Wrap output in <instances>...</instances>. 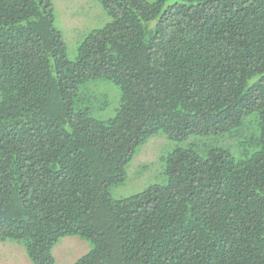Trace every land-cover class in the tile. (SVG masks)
Returning a JSON list of instances; mask_svg holds the SVG:
<instances>
[{
  "label": "trees",
  "instance_id": "obj_1",
  "mask_svg": "<svg viewBox=\"0 0 264 264\" xmlns=\"http://www.w3.org/2000/svg\"><path fill=\"white\" fill-rule=\"evenodd\" d=\"M96 1L70 60L50 0H0V241L32 264L67 236L91 244L74 264H264V0ZM158 133L165 181L112 198Z\"/></svg>",
  "mask_w": 264,
  "mask_h": 264
},
{
  "label": "rangeland",
  "instance_id": "obj_2",
  "mask_svg": "<svg viewBox=\"0 0 264 264\" xmlns=\"http://www.w3.org/2000/svg\"><path fill=\"white\" fill-rule=\"evenodd\" d=\"M55 13L54 26L60 31L70 60H75L81 40L92 29L109 21L96 0H50ZM152 2L154 0H146ZM174 0H167L165 8ZM88 90L94 95L92 115L105 120L112 117L119 103V91L113 83L91 81ZM106 98H105V97ZM106 100V104L103 101ZM176 143L158 133L137 148L126 167V179L110 189L112 198L136 195L148 186L165 181L164 160ZM91 247L88 240L78 236L60 239L51 249L53 264H74ZM0 264H32L20 243L0 241Z\"/></svg>",
  "mask_w": 264,
  "mask_h": 264
}]
</instances>
